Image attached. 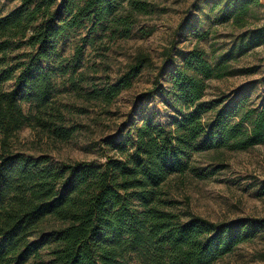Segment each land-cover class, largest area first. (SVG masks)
Here are the masks:
<instances>
[{
	"label": "trees",
	"instance_id": "obj_1",
	"mask_svg": "<svg viewBox=\"0 0 264 264\" xmlns=\"http://www.w3.org/2000/svg\"><path fill=\"white\" fill-rule=\"evenodd\" d=\"M248 2L227 18L245 20ZM155 8L151 0H22L0 16V264H45L43 250L52 264H215L264 229L260 217L214 222L175 209L170 184L188 174L194 154L215 150L221 157L264 144V99L258 107L243 95L204 99L210 80L234 71L228 56L213 62L199 44L175 51L173 41L154 86L140 97L169 95L181 108L171 125L144 119L132 135L111 137L109 152L93 160L55 163L47 152L13 148L25 127L48 145L69 140L76 130L56 99L60 66L53 64L61 39L87 24L129 37L139 17ZM189 24L183 21L178 30ZM262 43L264 28L240 48ZM83 52L76 48L73 72ZM152 65L150 54L138 52L116 83L89 91L86 99L112 103ZM167 69L169 87L161 81ZM10 81L14 86L6 90Z\"/></svg>",
	"mask_w": 264,
	"mask_h": 264
},
{
	"label": "rangeland",
	"instance_id": "obj_2",
	"mask_svg": "<svg viewBox=\"0 0 264 264\" xmlns=\"http://www.w3.org/2000/svg\"><path fill=\"white\" fill-rule=\"evenodd\" d=\"M151 1L156 6L155 12L139 17L129 37H118L102 28L93 31L87 24L60 40L57 61L53 64L60 66L56 99L65 107L68 123L76 130L69 140L48 145L46 137L25 127L13 142V148L35 156L47 152L55 163L93 160L109 152L107 141L111 137H124L144 119L171 125L181 108L169 95L157 92L140 97L154 86L163 53L173 41H178L175 51L188 52L199 44L213 62L221 56L229 57L233 74L210 80L206 101L223 98L228 101L243 95L248 105L258 107L263 102L264 43L249 50L244 47L241 50L240 46L251 32L264 28V0ZM246 1L249 12L245 20L235 23L227 18ZM21 2L0 0V16L10 13ZM183 21L190 24L179 31ZM78 46H83L84 57L73 72ZM138 52L150 54L153 65L134 79L132 87L123 90L110 104L86 99L89 91L116 83ZM168 73L169 69L161 77L166 87L170 86ZM13 86L14 81H10L4 88L9 90ZM22 104L25 112H29L31 102L24 97ZM192 161L188 174L170 184L177 211L214 222L264 218V144L243 151L227 150L221 157L215 150H208L194 154ZM262 253L264 229H259L253 240L240 244L231 255L215 264H264ZM43 259L45 264H52L47 250H43Z\"/></svg>",
	"mask_w": 264,
	"mask_h": 264
}]
</instances>
